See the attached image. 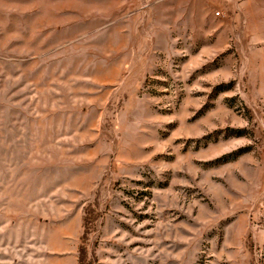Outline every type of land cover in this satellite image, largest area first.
Returning <instances> with one entry per match:
<instances>
[{
	"label": "rangeland",
	"instance_id": "1",
	"mask_svg": "<svg viewBox=\"0 0 264 264\" xmlns=\"http://www.w3.org/2000/svg\"><path fill=\"white\" fill-rule=\"evenodd\" d=\"M0 264H264V0H0Z\"/></svg>",
	"mask_w": 264,
	"mask_h": 264
}]
</instances>
